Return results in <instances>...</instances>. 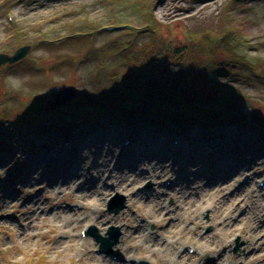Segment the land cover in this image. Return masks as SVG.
Segmentation results:
<instances>
[{
  "label": "rangeland",
  "instance_id": "obj_1",
  "mask_svg": "<svg viewBox=\"0 0 264 264\" xmlns=\"http://www.w3.org/2000/svg\"><path fill=\"white\" fill-rule=\"evenodd\" d=\"M24 45L31 47L24 59L0 67V264H97L94 256L118 262L127 247L136 264H170L167 258L175 250L169 255L147 250L149 239L165 237H174L170 246L184 247L189 256L206 240L221 245L229 256L217 264H264V217H257V205L244 204L236 216L220 218L218 210L200 203L201 191L193 189L197 183L188 194L204 209L184 213L170 181L158 185L147 175L135 180L134 192L144 196L136 200L113 188L107 174L99 180L103 194L95 212L105 221L87 219L77 226L50 219L58 206L75 204L79 189H68L61 200L50 198L48 191L58 169L82 166L83 173L95 165L105 169L109 162L112 167L137 165V158L125 151L131 141L127 136L119 138L123 148L116 151L117 159L108 160L109 151L118 148L112 130L125 128L136 130V144L159 135L172 138L173 145L182 137L190 147L196 132L225 142L223 152L236 166L243 160L252 166L257 181L247 186L249 193L264 200V136L259 132L264 131V0H0V53L12 55ZM181 76L191 82H182ZM68 86L75 87L74 97L56 102L55 95ZM191 96L197 100H187ZM226 96L230 100L223 103ZM152 97H176L194 107L216 103L211 106L216 121L209 119L204 127L198 121L154 125L141 115ZM116 102L135 114L134 121L127 114L114 120L110 104ZM64 105L73 107L71 112L55 117ZM241 183L233 184L237 194ZM116 194L125 198L118 214L108 210ZM148 194H156L160 199L153 203L161 202L168 212L164 220L148 225L150 236L136 230L132 219H117L125 212L143 222V215L152 213H145ZM225 194L231 196L230 190ZM168 223L192 227L172 232ZM92 226L102 235L112 226L120 228L110 254L99 253L100 243L86 234ZM79 235L89 239L81 249ZM214 259L203 253L187 264Z\"/></svg>",
  "mask_w": 264,
  "mask_h": 264
},
{
  "label": "bare ground",
  "instance_id": "obj_2",
  "mask_svg": "<svg viewBox=\"0 0 264 264\" xmlns=\"http://www.w3.org/2000/svg\"><path fill=\"white\" fill-rule=\"evenodd\" d=\"M120 129L121 130L113 129L111 132L113 139L112 143H114L116 137L118 138V148L109 151L111 153V158L108 160L112 161V157L113 161L117 159L116 154L118 153H116V151L119 152L121 150L120 147L123 148L119 138L121 139L127 136L131 141L130 144L126 145L128 147L125 148V151H128L133 159L137 158V165L133 161L130 164L126 162H118L112 167V164H109L110 162L108 161L109 163L104 165L105 169H102L101 167L98 168V166L95 165L93 169H90L91 171L86 170L85 172L83 171V173L81 169L82 166H77L78 169L73 168V171H66V168L63 170H56V173L51 177L52 182L48 188L49 193L52 195L50 198L61 200L64 198L65 192L71 188L79 189L78 191L80 192L75 194L73 198L75 201L74 203L77 205L74 204L73 206H64L60 208L58 206L55 214L52 213L53 216L50 219L51 221L54 219L56 222H60V224L66 226H77L82 223L83 220L87 219L103 223L105 221V216H98L95 212L100 207V204L98 203L100 199L99 197L103 194L99 180L104 181V178L107 174L108 177L111 176L112 179H114L112 184L113 188L121 189L123 192H128L134 196L136 200H139V198L142 199L144 196L137 191L134 192V186L132 185L135 183V180H143L144 177L148 176L153 181L155 180L158 185H164L165 182L170 181L171 184L169 187L175 189L173 196L175 198L178 197L179 201H182L179 208H181L182 212L184 213H191V211L194 212V207L203 208V205L198 203L195 204V201L192 200L194 197L190 188L192 185H194V183H197L198 185H196L193 189H197L196 191L198 192L201 191L202 196L199 197L200 203L205 204L206 206L210 205L207 207H213L214 210H218L220 218L225 219L227 217L236 216L237 213L239 214V209L241 206H244V204L251 207L257 205V217H264V200L259 201L257 196H252L249 193V189L247 187L248 185H252L255 183V181H257L256 172L253 170V168L252 172L249 171L252 166L249 165L247 160H243L244 163H240L239 167L236 166V163H234L232 158L225 156V152H223L224 150L222 148V146L224 148L226 147L225 142L220 143L215 138L209 139L206 137L208 135L205 133L202 134L196 132V136H194L193 139L194 144L188 142V144H191L190 147L183 142L182 137L181 141L180 138H178V143L173 145L172 143L174 142L171 141L172 138L159 135L157 136V139H154L155 135L147 136V141H145V143L141 144L140 142V144H136L133 140L136 130L130 132L125 128ZM122 130L126 131L127 133ZM118 133L121 135L120 137L117 136ZM124 156L126 157L127 154H124ZM167 162H170V164ZM108 165L111 166L109 169L106 168ZM193 166H198L196 168H199V170L195 171V173H193ZM140 167H142L144 171L141 170V172ZM162 180L163 182H160ZM205 180H207L209 184L201 187L198 181ZM236 181H244V184L241 183L240 188H238V191L240 190V193L238 194L234 192L233 189V184L236 183ZM86 184H92V187H87ZM213 185H215L214 189L207 190L208 186ZM188 189L192 192L191 195L188 194ZM226 190H230L231 196L225 194ZM152 192L157 193V191L153 190ZM56 195H59V197H56ZM155 195L156 194L146 195V199L151 202L150 204H146L145 208H148V210H146L145 213H152L147 217L143 215V222L139 223L138 220H135L125 212L124 214H120L117 219H120L121 217H124L123 220L127 218L132 219V222L137 224L136 230L139 232L143 231V235L150 236L152 232L148 231V225L156 221L158 223L164 220L168 214L165 209L160 208L159 205H161V202L158 201L157 203L159 204H154L157 196L161 197L159 193L157 196ZM61 209L64 211L60 212ZM136 217H138V215ZM177 218L180 217L177 216ZM192 223L195 224L192 228L195 230L196 223ZM231 226L234 227L237 226V224H233ZM260 226L261 224L257 223L254 227L255 229H258ZM167 227L169 228V231L173 232L175 229H178V231L182 233L187 229L189 230L192 225H179L176 227L175 225L173 226L172 224L168 223ZM76 238L77 242H79L77 244L79 249H81L80 246L82 247L83 245H87L89 242L87 236L82 238V236L80 237L79 235ZM173 238L174 237H165L158 241L149 239L147 245L148 252H152L154 254L166 253V255H169L173 250H175L177 253H173V256L170 257V259L167 258L170 264H187V262L190 260L198 259L199 254L203 253L213 255L215 258L214 260L205 262L204 264H217L218 260L227 258L229 256L228 252L221 248V245L218 246L217 243L209 242L207 240L204 243L205 247L200 248V246H198V252L196 255L189 256V253L186 252L184 247L175 248L174 245L170 246V243L176 242L173 240ZM127 249L129 250L127 247L123 256L120 258V260L118 259V262L95 256L93 257V261L95 263L97 262V264L98 262H103V264H136L137 258L129 252L130 250L127 251ZM178 249L181 252L178 253ZM200 264H202V262H200Z\"/></svg>",
  "mask_w": 264,
  "mask_h": 264
},
{
  "label": "trees",
  "instance_id": "obj_3",
  "mask_svg": "<svg viewBox=\"0 0 264 264\" xmlns=\"http://www.w3.org/2000/svg\"><path fill=\"white\" fill-rule=\"evenodd\" d=\"M180 77V76H179ZM182 78L180 80H183L182 82H191L189 79L191 78H186L181 76ZM185 80V81H184ZM190 94V93H187ZM194 95L195 94H190ZM187 97V100L190 102L193 100H197V97ZM226 100L223 103H226V101L230 100L228 96L225 97ZM148 100V105L146 106V109H144L141 112L142 118H145L147 122L152 123L154 125H165L167 121L174 122L175 124L181 123V124H186L188 122H195L198 121L200 126L204 127L207 126L209 119L215 120V112L214 109L211 108L212 105L216 103L209 102L207 104L201 105L198 104L196 107H194L191 103L185 104L180 101H177L178 98L174 97L168 100H163V99H157L156 97L152 98H147ZM119 102H116L115 104H110L111 106L114 105V108L112 109V114L114 115V120L116 119V116L119 118L122 117L123 115H128L127 119L129 121H134L135 119V114L133 112H126V109L123 107L119 108L120 106H117ZM126 105V103H124ZM109 103L105 104V107L107 108L110 106ZM116 105V106H115ZM131 105V104H130ZM128 106V105H126ZM102 107V106H101ZM73 107H69L67 105L61 106V110L58 111V113H55V117H58V115H63V114H69L71 112ZM102 111L103 108H100ZM203 110L205 112H203ZM45 115H50V113H42ZM207 114V115H206ZM93 114H91L92 116ZM215 115V116H214ZM94 116V115H93ZM200 117V118H199ZM203 117V118H201ZM145 121V122H146ZM233 122V119L229 120ZM224 124V123H223ZM260 136H264V131L259 129Z\"/></svg>",
  "mask_w": 264,
  "mask_h": 264
},
{
  "label": "water",
  "instance_id": "obj_4",
  "mask_svg": "<svg viewBox=\"0 0 264 264\" xmlns=\"http://www.w3.org/2000/svg\"><path fill=\"white\" fill-rule=\"evenodd\" d=\"M29 45H24L18 48L12 55L7 53H0V67L2 65L7 64H17V62L21 61L26 57V54L30 50ZM76 94V89L73 86H68L59 93L55 95L56 102H62L65 100H69L74 97ZM125 207V198L116 194L108 204V210L111 213L118 214ZM88 234L95 237V239L100 243L99 253L102 254H110L115 245L118 244L121 237V230L119 227L112 226L106 232V235L103 236L99 233L98 229L95 226L90 227Z\"/></svg>",
  "mask_w": 264,
  "mask_h": 264
}]
</instances>
